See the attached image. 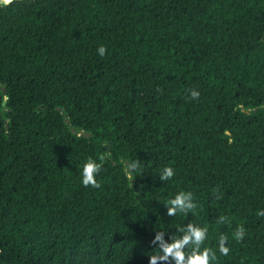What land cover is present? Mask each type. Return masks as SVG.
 <instances>
[{"label":"trees","instance_id":"obj_1","mask_svg":"<svg viewBox=\"0 0 264 264\" xmlns=\"http://www.w3.org/2000/svg\"><path fill=\"white\" fill-rule=\"evenodd\" d=\"M0 86V264H148L189 223L264 264V0H13Z\"/></svg>","mask_w":264,"mask_h":264},{"label":"clouds","instance_id":"obj_2","mask_svg":"<svg viewBox=\"0 0 264 264\" xmlns=\"http://www.w3.org/2000/svg\"><path fill=\"white\" fill-rule=\"evenodd\" d=\"M105 51L106 49L103 45L98 46V55L103 56ZM190 96L192 98H197L199 92L194 89L190 90ZM137 163L131 164L130 167L135 169ZM101 167L102 163L98 160L92 157L85 158L80 170V182L82 185L85 187H99L100 185L96 177ZM174 175V169L170 166H165L160 171L159 178L165 181L169 180ZM166 207L168 215H176L177 212L187 213L194 210L196 204L190 191L181 190L167 201ZM257 215L264 216V208L258 209ZM224 220L225 217L221 216L219 222H223ZM177 231L180 235L172 236L170 242L163 241L161 234L155 236V240L161 241L158 247L159 252L156 255L148 256V264H157L158 261H168L169 257H171L174 264H210V261H215L217 259L212 248L202 247L208 232L206 227H200L189 223L186 227L183 226L178 228ZM244 235L245 230L243 226L237 227L233 233V237L236 241L242 240ZM227 241L228 237L224 234H220L217 240V250L224 256H227L230 252Z\"/></svg>","mask_w":264,"mask_h":264},{"label":"water","instance_id":"obj_3","mask_svg":"<svg viewBox=\"0 0 264 264\" xmlns=\"http://www.w3.org/2000/svg\"><path fill=\"white\" fill-rule=\"evenodd\" d=\"M13 0H0V7H2V6H5V5H7L9 2H12ZM0 88H1V90L4 92L5 91V88L4 87H1L0 86ZM6 100V99H5ZM66 122H67V120H66Z\"/></svg>","mask_w":264,"mask_h":264}]
</instances>
